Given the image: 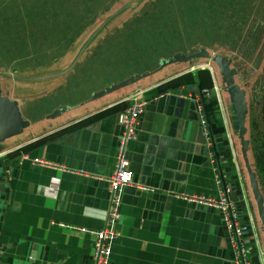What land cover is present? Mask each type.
Here are the masks:
<instances>
[{
  "label": "crops",
  "instance_id": "0c3cea01",
  "mask_svg": "<svg viewBox=\"0 0 264 264\" xmlns=\"http://www.w3.org/2000/svg\"><path fill=\"white\" fill-rule=\"evenodd\" d=\"M7 11L0 6V69L42 70L67 57L68 37L51 43L34 40L27 20L15 29L3 19ZM79 63L72 73L17 79L9 90L2 83L4 94L30 114L32 101L70 90L67 101L57 102L46 114L33 115L21 134L0 141V151L21 147L0 157V264H92L94 233L107 226L110 194L103 178L115 165L118 114L129 104L126 98L138 91L146 103L128 144L133 183L121 193L120 218L114 224L119 235L112 241L107 264H234L220 212L175 196L180 192L216 196L220 177L240 218L246 221L248 211L258 223L221 107L223 85L217 84L212 66L204 64V70L195 74L197 80L188 84L162 83L192 66L145 83L150 74L95 98V92L134 73L91 75ZM169 65L168 71L181 68L179 63ZM162 68L154 75L166 70ZM84 78L85 89L79 85ZM52 85L56 86L51 89ZM211 100L219 117L208 115L206 104ZM59 108L66 110L47 116ZM22 151L72 172L21 163Z\"/></svg>",
  "mask_w": 264,
  "mask_h": 264
},
{
  "label": "trees",
  "instance_id": "16d2710c",
  "mask_svg": "<svg viewBox=\"0 0 264 264\" xmlns=\"http://www.w3.org/2000/svg\"><path fill=\"white\" fill-rule=\"evenodd\" d=\"M3 1L0 0V6L8 10L3 19L11 27L18 29L21 22L27 20L35 34L34 40L51 43L61 36L68 37L67 48H70L78 32L94 24L96 17L108 12L117 0H9L5 4ZM154 2L140 7L138 19L149 20L148 13ZM166 4L170 7L182 44L191 47L193 37L190 31H194L201 37L198 44L210 46L216 51L219 47L226 48L235 53L234 58L252 61L254 66L260 64L259 47L264 38V0H190L187 6L185 0H166ZM69 15L73 17L72 20L68 18ZM139 26L143 27L144 23ZM137 37L141 42L146 39L145 43L149 45V39L153 38L151 27L137 34ZM199 70L204 69L186 71L162 84L178 86L194 82ZM255 82L252 102L247 100L249 128L246 138L249 140L248 152L253 159V163L249 164L264 198V75ZM206 108L209 117H219L214 100L209 101ZM219 130L224 131L223 125Z\"/></svg>",
  "mask_w": 264,
  "mask_h": 264
},
{
  "label": "rangeland",
  "instance_id": "374dc122",
  "mask_svg": "<svg viewBox=\"0 0 264 264\" xmlns=\"http://www.w3.org/2000/svg\"><path fill=\"white\" fill-rule=\"evenodd\" d=\"M152 1L154 0H142L137 6L126 7L125 9L117 13L115 16H113L106 23V25L96 33L94 39L89 43V46H87L86 50L80 57L79 62L81 63L79 64L81 69L84 70V67H86L87 69H90L89 72L91 73V75L94 74V75H102L107 77L111 76L115 72H119V75L126 74L128 72H130L129 74H133V73L142 74L148 72L149 74H147L146 76H149L150 74L152 75H150L149 77H147V79H145L146 80L145 83H149L152 80H158L168 75L175 74L176 72L182 70L183 68H189L190 66L199 67L209 63V65H211L214 70L217 84L222 86L223 84L221 81V74L217 65L207 58L193 59L191 63L194 66L190 65L191 63H189L188 61L176 62L181 64L180 65L181 68L175 71H168V69L171 68L170 66L172 65L169 66L166 65L164 66V68H162L166 70L158 73L157 75H154V72L160 69L161 59H170L174 54L178 52H182L184 54H190V53L198 52L201 48H205L206 50H208L210 54L220 53L225 57L230 56L232 60L231 66L237 70V74L235 75V81L237 84H239L242 88L245 89L248 102H252L253 88L256 83L255 81L258 78H260L262 75H264V38L262 40V45L259 47L261 51V61L258 66H254L252 61H247L244 59L241 60V58H234L235 53L227 50L226 48L219 47L217 48L219 50L216 51V49L209 48L210 46H204L202 44L201 45L198 44V42L201 41V37L199 33L197 32L195 33L194 31H190V34L193 38H191L190 41L191 47H188L186 46V44L184 45L181 43L182 40L180 39L179 33L175 27L171 15V10L170 7L166 4V0H155L153 6L150 9V12L148 13L149 20L138 19L137 13L140 12L141 8L145 4L148 5ZM137 2H139V0H117L112 5L111 9L108 12L103 13L99 17H96L97 19L94 21V24H92L87 30H85L82 33V35L77 39V41H75L74 45H72L67 50V54H66L67 57L60 64L59 63L57 64L56 63L57 60H55L54 63L43 67L42 70L41 69L39 70V68H29V69L27 68L22 70L21 69L14 70L13 68H9L6 70L0 69V71L21 78H35L43 74H52L54 72H61L67 69L71 65L73 60L77 57V55L79 54L83 46L86 44V42L91 38V36L94 34L97 28L102 24L103 21H105L112 13L124 7L125 5L127 4L133 5L136 4ZM189 3L190 0H185L186 6L189 5ZM68 18L70 20L73 19L71 15H69ZM143 23H144L143 27L139 26ZM148 27H151V33L153 35V38L149 39L150 43L149 45L148 44L146 45L145 42L147 40L142 39L143 41L141 42L137 37V34L140 35L141 33H144L148 29ZM132 34L134 35L133 38L131 37ZM203 40L204 42L207 41L205 37H203ZM86 68L85 70H87ZM77 69L78 66L75 67L73 70L76 71ZM70 73L72 72L70 71ZM103 73H105V75H103ZM87 80L88 79L84 78V81L82 83L80 81L79 85L81 88L85 89L87 87V83H88ZM0 81L3 83L4 86H6V90H9L12 84H14V82L18 80L14 78L1 76ZM56 84H59V82ZM55 86L52 85L51 89ZM23 88L25 92H29L27 87H23ZM69 90L70 89L65 88L63 93L56 91V94L51 95V96L57 95V97H49L50 99L45 98V99L32 101L31 105L34 109L33 110L34 114H30L31 112L30 109L28 112V110H24L20 106L24 118L33 119V115L41 116L43 115V113L46 114L49 110H51V108L54 107L57 104V102L67 101ZM77 90H80V88H78ZM220 93L222 94L221 107L223 111L224 110L226 111V120L228 119L227 122L228 128L232 133V141L236 151L237 160L240 165V169H242V171L244 172V178L246 180V188L249 192V196L252 202H254L251 190L249 188L248 175L245 170L244 162L242 160L240 153L239 139L237 133L233 128L234 117H233L232 108L230 106L229 95L226 92L224 85H223V90ZM40 103L41 106L38 107L37 105ZM39 108H43V109H39ZM52 113L47 114V116H50ZM245 123L248 130L249 128L248 113L246 116ZM247 153L249 156V162L253 163V159L250 156V153L249 152ZM253 204L255 205V202ZM256 215L258 220L257 221L258 223H256L257 232L259 236L261 249L264 253V230L260 224L257 213Z\"/></svg>",
  "mask_w": 264,
  "mask_h": 264
},
{
  "label": "built area",
  "instance_id": "2783aa9c",
  "mask_svg": "<svg viewBox=\"0 0 264 264\" xmlns=\"http://www.w3.org/2000/svg\"><path fill=\"white\" fill-rule=\"evenodd\" d=\"M203 67H191L189 71ZM126 100L129 101V104L118 114L120 133L116 147L115 165L110 174L103 178L107 183L110 194V203L106 214L107 226L94 233L92 264L108 263L112 241L119 235L118 231L114 228V224L120 218L119 205L121 203V193L125 187L133 183V171L131 170L130 160L128 158V144L134 139L139 118L146 101L140 91L128 96ZM16 150L0 151V157ZM18 155L21 163L30 161L34 164L52 169L72 172V170L62 164L40 158H32L24 151ZM216 183L218 185V193L216 196L190 194L186 192L176 193L175 196L189 203L214 208L220 212L223 224L229 235L234 264H264V253L261 249L256 222L248 211L246 212V221L242 220L236 204L232 201L220 177L216 178ZM244 198L245 196H243ZM254 254L257 256V262L254 260Z\"/></svg>",
  "mask_w": 264,
  "mask_h": 264
},
{
  "label": "water",
  "instance_id": "95a60500",
  "mask_svg": "<svg viewBox=\"0 0 264 264\" xmlns=\"http://www.w3.org/2000/svg\"><path fill=\"white\" fill-rule=\"evenodd\" d=\"M141 1L142 0H139V2L133 5L132 4L125 5L124 7L112 13L105 21H103L102 24L97 28V30L91 36V38L86 42V44L80 50L79 54L77 55L73 63L70 65V67L60 72V74L68 72L74 68V66L77 64L78 60L86 50L87 46H89V43L94 39L96 33L101 28H103L113 16H115L117 13H119L126 7L137 6ZM196 58L209 59L210 61L214 62L217 65L220 71L221 81L226 89V92L229 95L230 105L233 111V117H234L233 128L237 133L239 139L240 153L242 160L244 162L245 170L248 175L249 188L251 190L256 205L260 224L264 230V198L259 189L256 175L250 167L248 153H247L249 147V140L246 138L247 127L245 123L246 116L248 113V102L246 98V91L235 81V75L237 74V70L231 66L232 60L230 56L225 57L220 53L210 54L208 50H206L205 48H201L198 52H194L190 54H184L182 52H178L174 54L170 59H161L160 68L176 62L188 61L189 63H191V61ZM147 74L149 73L145 72L142 74H133L118 83L111 84L105 87L104 89L95 92L93 94V97L95 98L100 97L117 88L132 84L138 81L139 79L145 77ZM0 76H8L10 78H15L19 80H25V79L31 80V78H21L4 72H0ZM33 79L35 78H32V80ZM65 110L66 108H59L55 110L49 117L52 118L56 117L62 114ZM29 125H30V121L24 118L20 109L19 102L17 100L10 98L8 95L4 94L2 82L0 81V141H4L10 137L21 134L24 131V129L27 128Z\"/></svg>",
  "mask_w": 264,
  "mask_h": 264
}]
</instances>
